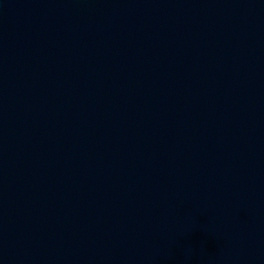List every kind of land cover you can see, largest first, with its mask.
Returning <instances> with one entry per match:
<instances>
[{
	"label": "water",
	"instance_id": "water-1",
	"mask_svg": "<svg viewBox=\"0 0 264 264\" xmlns=\"http://www.w3.org/2000/svg\"><path fill=\"white\" fill-rule=\"evenodd\" d=\"M0 264H264V0H0Z\"/></svg>",
	"mask_w": 264,
	"mask_h": 264
}]
</instances>
